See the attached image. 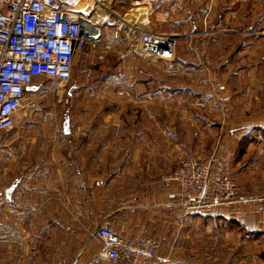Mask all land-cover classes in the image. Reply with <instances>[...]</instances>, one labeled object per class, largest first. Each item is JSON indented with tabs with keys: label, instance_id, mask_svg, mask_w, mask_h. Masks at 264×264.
Returning <instances> with one entry per match:
<instances>
[{
	"label": "crops",
	"instance_id": "0c3cea01",
	"mask_svg": "<svg viewBox=\"0 0 264 264\" xmlns=\"http://www.w3.org/2000/svg\"><path fill=\"white\" fill-rule=\"evenodd\" d=\"M230 35L250 39L256 35V42L240 47V51L264 48V33ZM253 58L252 67L264 69V53ZM238 71H234L233 79L221 80V136L207 156H212L213 171L233 177L241 193L237 201L202 207L180 199L176 184L162 179L170 169L169 158L176 154L177 159L183 150L178 149L175 137L171 139L161 129L143 125L132 130L98 124L88 128L58 127L57 112L48 110L56 106L57 99L42 95L45 88L36 82L47 77H36L26 89L14 126L0 132V264H87V256L95 254L100 244L92 239L83 246L82 192L86 188H112L119 179L127 191L138 193L133 199L136 202L117 210L126 235L152 238L163 255L169 248L172 259L168 264H188V259L184 262L178 257L177 250H190L201 232L204 236L220 232L221 220L257 222L259 212L254 214L256 208L244 207L243 203L264 194V72L257 71L256 79H245ZM116 132L121 138H116ZM157 147H164L159 152L166 159L159 167L149 166L147 152ZM135 168L138 173L131 171ZM146 168H160L163 174L151 180ZM67 200L73 201V214L67 212ZM91 212V218L99 224L115 222L114 211L104 215H96L94 209ZM69 213L74 222L67 218ZM76 231L77 239L70 236ZM147 264L167 261L154 259Z\"/></svg>",
	"mask_w": 264,
	"mask_h": 264
},
{
	"label": "rangeland",
	"instance_id": "374dc122",
	"mask_svg": "<svg viewBox=\"0 0 264 264\" xmlns=\"http://www.w3.org/2000/svg\"><path fill=\"white\" fill-rule=\"evenodd\" d=\"M83 2V9L79 11L85 19L94 23V15L99 18L97 25L103 23L100 39H88L86 48L77 55L74 77L70 81L60 83L42 78L36 82L45 88L43 96L57 99L56 106L48 110L51 112L53 108L57 112L58 127L88 128L98 124V127L115 130L143 126L159 128L167 137H175L180 145L178 149H183L177 159L176 154L169 158L170 169L162 179L170 176L182 160L212 159L207 156L209 149L217 145L221 136V80L233 79L236 70L239 75L243 73L245 79H256L257 71L264 72L263 68L252 67L250 60L255 56L258 59L264 48L258 51L249 47L240 51V47L256 42V35L251 39L230 35L236 32L264 33V0H105L101 7L113 11L108 20L102 17L103 9ZM78 8V5L72 7ZM120 20L173 35L177 40L174 58L162 60L140 53L137 38L126 39L116 30L115 23ZM83 62L91 71L89 79L80 73ZM169 130L175 132V136ZM120 134L114 133L116 138H121ZM163 148L147 152V165L159 167L166 159L159 152ZM131 171L138 173L137 168ZM146 171L151 180L163 174L160 168H146ZM125 188L127 186L119 179L112 188L83 190V246L97 239L94 234L102 225L91 218L93 209L96 215L114 211L115 222L110 226L117 231L122 226L126 229L117 217V210L129 205L138 193ZM72 204V200H67V208H70L67 212L71 211V214ZM243 205L256 208L254 214L259 212L257 222L221 220L220 232H213L210 236L201 232L190 250L185 247L177 250L178 257L184 262L188 259V264H264L259 204L248 201ZM71 214H67V218L73 221ZM77 235V231L70 233L75 239ZM164 252L165 255L158 252L156 259H165L168 264L172 259L169 248ZM91 256H87V264H90Z\"/></svg>",
	"mask_w": 264,
	"mask_h": 264
},
{
	"label": "built area",
	"instance_id": "2783aa9c",
	"mask_svg": "<svg viewBox=\"0 0 264 264\" xmlns=\"http://www.w3.org/2000/svg\"><path fill=\"white\" fill-rule=\"evenodd\" d=\"M83 1L99 9L105 0H0V132L14 126L26 89L36 77L71 80L77 55L86 48L88 39H100L102 23L97 25V20L92 23L83 14L71 13L72 7ZM103 12L104 20L113 15L109 7ZM96 25L97 37L90 29ZM115 28L126 39L137 38V49L147 57L170 60L175 56L177 40L171 34L122 20ZM90 72L86 66L80 69L86 79ZM166 179L176 184L180 199L197 207L231 203L241 193L233 177L213 171L212 159L182 160ZM254 201L260 207L259 230L264 235V194ZM94 236L100 247L90 264H147L159 256L150 238L127 236L124 226L117 231L103 224Z\"/></svg>",
	"mask_w": 264,
	"mask_h": 264
},
{
	"label": "bare ground",
	"instance_id": "6f19581e",
	"mask_svg": "<svg viewBox=\"0 0 264 264\" xmlns=\"http://www.w3.org/2000/svg\"><path fill=\"white\" fill-rule=\"evenodd\" d=\"M84 3H85V2H84ZM81 5H83V4H81ZM81 5L78 6V7H79L78 10H77V9H72V10H71V13H72L73 16H76V15H78V14H81V15L83 14L82 12L79 11V9H83ZM99 9L101 10V9H103V7L100 6ZM84 14H85V13H84ZM102 14L104 15V12H103ZM93 17L95 18L94 20H97V23H99V18L95 17L94 15H93ZM90 29H91L92 31H94V33H95V35H96V37H97V35H98V31H99V26L96 25V26L90 27ZM96 31H97V32H96Z\"/></svg>",
	"mask_w": 264,
	"mask_h": 264
}]
</instances>
